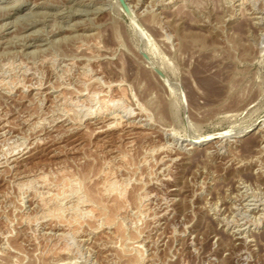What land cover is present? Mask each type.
I'll list each match as a JSON object with an SVG mask.
<instances>
[{"label": "rangeland", "instance_id": "1", "mask_svg": "<svg viewBox=\"0 0 264 264\" xmlns=\"http://www.w3.org/2000/svg\"><path fill=\"white\" fill-rule=\"evenodd\" d=\"M117 1L0 0V264H264V0Z\"/></svg>", "mask_w": 264, "mask_h": 264}, {"label": "bare ground", "instance_id": "2", "mask_svg": "<svg viewBox=\"0 0 264 264\" xmlns=\"http://www.w3.org/2000/svg\"><path fill=\"white\" fill-rule=\"evenodd\" d=\"M160 1H161V0H160ZM117 2H119V1H117ZM115 3H116V2H115ZM118 4H120V3H118ZM118 4H116V5H118ZM118 6H119V5H118ZM128 6H129V5H128ZM119 7H120V6H119ZM120 8H121V7H120ZM128 9H129V7H128ZM131 10L133 11V9H130V11H131ZM73 11H74V10H73ZM132 11H131V13H132ZM6 12H7V11H6ZM6 12H5V13L3 12V15H6V16L9 15V14H8L9 11H8L7 13H6ZM128 12H129V11H128ZM128 12H126V13H128ZM133 12H134V11H133ZM9 13H10V12H9ZM132 14H133V13H132ZM1 15H2V14H1ZM136 15H137V14H136ZM0 17H2V16H0ZM135 17H136V16H134V18H135ZM23 18H24V17H23ZM134 18L132 17L133 20H134ZM135 19H136V18H135ZM133 20H132V21H133ZM134 21H135V20H134ZM135 22H136V21H135ZM134 26H135V25H134ZM70 28H71V27H70ZM135 28H136V27H135ZM19 38H20V37H19ZM101 46H102V45H101ZM95 47H96V46H95ZM79 48H80V47H79ZM97 48H98V47H97ZM99 48H100V47H99ZM145 49H146V48H145ZM153 50H154V49H153ZM155 50H156V49H155ZM144 51H145V50H144ZM146 51H148V50H146ZM151 51H152V48H151ZM148 52H149V51H148ZM148 52H146V53H148ZM141 53H142V52H141ZM150 53H151V52H149V54H150ZM153 53L155 54V52H153ZM147 56H148V55H147ZM149 57L151 58V57H153V56H152V55H151V56L149 55ZM154 57H155V56H154ZM154 57H153V58H154ZM150 58H149L148 60H150ZM153 58H152V59H153ZM152 59H151V60H152ZM148 60H147V61H148ZM151 60H150V61H151ZM153 60H154V59H153ZM156 61H157V60H156ZM148 62H149V61H148ZM151 62H152V61H151ZM151 62H150V66L152 65V63H155L154 61H153L152 63H151ZM68 63H69V62H68ZM163 64H164V63H163ZM156 65H157V64H155V67H156ZM160 67H161V64H160ZM162 67H163V66H162ZM162 67H161V68H162ZM153 68H154V67H153ZM157 68H159V66H158ZM163 69H164V68H163ZM160 70H162V69H160ZM164 72H165V71H164ZM165 74H166V73H165ZM165 78H166V77H165ZM160 80H161V79H160ZM165 81H166V80H165ZM120 82H121V81H120ZM163 83H164V82H163ZM163 83H162V84H163ZM166 83H167V82H166ZM166 85L169 86V84H166ZM171 86H173V85H171ZM102 90H103V89H102ZM120 93H121V92H120ZM123 93H124V92H123ZM67 97H68V96H67ZM107 98H108V97H107ZM103 102H104V101H103ZM106 105H107V104H104V106H106ZM109 105H110V104H109ZM101 109H102V108H101ZM144 113H145V112H144ZM146 113H147V112H146ZM58 118H59V117H58ZM146 119H147V118H146ZM102 122H103V121H102ZM116 122H117V121H116ZM118 122H119V121H118ZM32 123H33V122H32ZM254 123H255V122H254ZM252 124H253V123H252ZM128 125H129V124H128ZM251 126H252V125H251ZM106 129H107V128H106ZM240 129H241V128H240ZM240 129H239V130H240ZM248 129H249V128H246V129H244V130H242V131L240 130V131H241L240 133H239V131H238V133H237L236 135H233V136H241V135H243V134L245 133V131L247 132ZM232 130H233V129H232ZM260 130H261V129H260ZM226 131H227V130H226ZM232 132H233V131H232ZM225 134L227 135V134H230V133H227V132H223V133H222V132H220V131L205 133V134H202V135H200V136H196V137H193V138L188 139V144H189L190 146H192V147H196L197 145H199V144H201V143H204L205 141H210V140H214V139H218V138H223V137L225 138V137H226ZM231 135H232V134H231ZM231 135H230V136H231ZM230 136H229V137H230ZM229 137H228V138H229ZM222 141H223V140H222ZM215 142H217V140H216ZM192 147H191V148H192ZM161 149H162V148H161ZM15 154H16V153H15ZM177 157H178V156H177ZM108 169H109V168H108ZM107 176H108V175H107ZM46 179H47V178H46ZM65 179H66V178H65ZM106 181H107V180H106ZM106 181L104 182V183H106V184H105L106 186H105V188L103 187L102 189H104V190H105V189H109L110 191H109V190H108V191H109V193H110V192H112V191L114 190V189H113V190L111 191L112 188H117V189H118L117 191H118L119 193H121L120 191H121L123 188L120 189V187H117V185L114 184V182H115L114 180H111V181L108 180V182H106ZM66 182H67V181H66ZM70 182H71V181H70ZM55 183H56V182H55ZM75 184H76V183H72V182H71L70 185H68V183H67V186H66L67 188L64 187L65 190L63 189L62 193L58 194V196L55 195L56 198H54L53 201H54V202H58V201H59V202H58V204H59V203H60V200H61L62 198H65V197H66L67 195H69L70 193L75 192V190H76V188H77ZM77 186H78V185H77ZM115 186H116V187H115ZM77 190H78V189H77ZM119 190H120V191H119ZM82 191H83V190H82ZM122 191H123V190H122ZM57 192H58V191H57ZM113 192H114V191H113ZM123 192H124V191H123ZM116 193H117V192H116ZM42 194H44V193H42ZM50 194H51V193H50ZM52 194H53V193H52ZM82 194H83V193H82ZM82 194H81V195H82ZM89 194H91V192H90ZM105 194H106V193H105ZM110 194H111V193H110ZM112 194H113V193H112ZM107 195H108V194H107ZM86 196H87V195H86ZM91 196H92V195H91ZM116 196H117V195H116ZM83 197H84V196H83ZM89 197H90V196H89ZM89 197H88V198H89ZM92 197H93V196H92ZM240 197H241V196H240ZM242 198H243V197H242ZM50 199H51V198H50ZM52 199H53V198H52ZM92 199H93V198H92ZM95 199H96V198H95ZM251 199H252V198H251ZM79 200H80V199H79ZM88 201H90V200H88ZM91 201H92V200H91ZM62 202H63V201H62ZM82 203H83V202H82ZM58 204L56 203L57 206H58ZM56 205H54V206H56ZM82 205H85V204H82ZM54 206H53V207H54ZM60 206H61V204H60L58 207H60ZM90 206H91V205H90ZM69 208H71V207H69ZM87 208H88V207H87ZM87 208H86V209H87ZM60 209H61V208H60ZM52 210H53V209H52ZM52 210H51L50 213L53 214V215H55V216L59 215V214H60L59 212H61V210L59 211V209H58L57 207H56L55 210H53V211H52ZM62 211H63V210H62ZM75 211H76V210H75ZM42 212H43V211H42ZM73 212H74V211H73ZM80 212H81V211H80ZM110 212H111V211H110ZM48 213H49V212H48ZM82 213H83V211H82ZM88 213H89V212H88ZM46 214H47V213H46ZM76 214H77V213H76ZM90 215H91V214H90ZM47 216H48V215H47ZM61 216H62V215H61ZM85 216H86V215H85ZM113 216H114V215H113ZM120 216H121V215H120ZM123 216H124V215H123ZM48 217H49V216H48ZM76 217H77V216H76ZM108 218H109V217H108ZM111 218H114V217H111V215H110L109 221H110ZM81 220H82V219H81ZM111 220H112V219H111ZM75 222H76V221H75ZM68 225H69V224H68ZM227 227H228V226H227ZM59 230H60V229H59ZM63 232L65 233L64 229L62 230V233H63ZM62 233H61V234H62ZM59 234H60V233H59Z\"/></svg>", "mask_w": 264, "mask_h": 264}, {"label": "water", "instance_id": "3", "mask_svg": "<svg viewBox=\"0 0 264 264\" xmlns=\"http://www.w3.org/2000/svg\"><path fill=\"white\" fill-rule=\"evenodd\" d=\"M118 1H119L120 5H121L122 9L125 12H128L129 9H128V6H127L126 2L124 0H118ZM142 56H143V58L145 60H148V56H147L146 53L142 52ZM153 71L157 74L158 77L163 78V73H162V71H160V69H158L157 67H154Z\"/></svg>", "mask_w": 264, "mask_h": 264}]
</instances>
